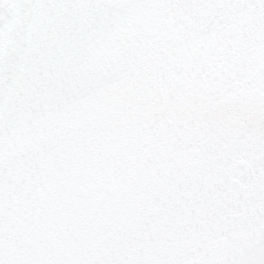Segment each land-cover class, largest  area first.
<instances>
[{"label": "snow or ice", "instance_id": "snow-or-ice-1", "mask_svg": "<svg viewBox=\"0 0 264 264\" xmlns=\"http://www.w3.org/2000/svg\"><path fill=\"white\" fill-rule=\"evenodd\" d=\"M0 264H264V0H0Z\"/></svg>", "mask_w": 264, "mask_h": 264}]
</instances>
